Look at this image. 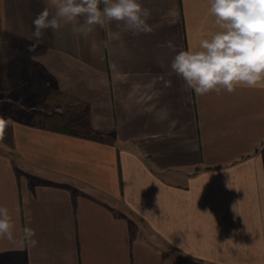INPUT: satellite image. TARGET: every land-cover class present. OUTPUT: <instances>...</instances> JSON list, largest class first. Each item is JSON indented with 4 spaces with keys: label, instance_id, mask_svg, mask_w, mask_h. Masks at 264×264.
Masks as SVG:
<instances>
[{
    "label": "crops",
    "instance_id": "0c3cea01",
    "mask_svg": "<svg viewBox=\"0 0 264 264\" xmlns=\"http://www.w3.org/2000/svg\"><path fill=\"white\" fill-rule=\"evenodd\" d=\"M141 3L150 34L69 23L29 52L45 0H0V33L23 43L0 67V206L15 224L0 264H264V88L186 91L170 63L215 31L207 0ZM41 92L85 123L46 124Z\"/></svg>",
    "mask_w": 264,
    "mask_h": 264
},
{
    "label": "clouds",
    "instance_id": "9594fccd",
    "mask_svg": "<svg viewBox=\"0 0 264 264\" xmlns=\"http://www.w3.org/2000/svg\"><path fill=\"white\" fill-rule=\"evenodd\" d=\"M207 3L215 31L199 40L197 50L177 52L170 63L169 75L181 78L184 89L194 91L197 96L213 91L219 95L222 90L232 94L238 87L264 88V0H207ZM150 17L151 10L141 0H45V7L32 21L35 43L27 50L35 52L45 30L58 31L69 23L84 36L95 26L103 27L113 21L122 32L150 34L153 32L148 23ZM159 46L175 51L171 41ZM166 84L170 86L171 81ZM11 123L10 118L0 117V137ZM14 233L9 209L0 206V239L13 241ZM35 236L34 229L23 228V241L33 247L37 244Z\"/></svg>",
    "mask_w": 264,
    "mask_h": 264
},
{
    "label": "rangeland",
    "instance_id": "374dc122",
    "mask_svg": "<svg viewBox=\"0 0 264 264\" xmlns=\"http://www.w3.org/2000/svg\"><path fill=\"white\" fill-rule=\"evenodd\" d=\"M2 33V32H1ZM0 33V67H3L4 63H14L18 60L19 54L16 53L14 50H10L5 52V47L8 45L12 46V48H16L18 46H23V43L17 42L15 39H6L3 37V35ZM2 47V48H1ZM10 67H8V72L10 70L15 71L14 69L9 70ZM11 73V72H10ZM5 71L0 68V76L2 79V85L5 87V83L7 81V77H5ZM16 79V78H15ZM6 80V81H5ZM9 82V78H8ZM7 91L2 92V94H7L9 97H15V86L12 85V87L8 86L6 87ZM4 91V90H3ZM44 92H41L39 95V100L36 102V105L39 107V112L41 113L42 120L45 121L46 124L51 126L59 125H70L72 128H80L81 123H85V119L83 118V111L79 109H75V104L68 103V101L63 102L62 105H52L55 103V101H58V99L48 98L44 99ZM54 100V101H53ZM78 106V105H76ZM78 108V107H77ZM51 116V118L46 119L45 117ZM58 116V117H56ZM56 122V123H55ZM61 123V124H60Z\"/></svg>",
    "mask_w": 264,
    "mask_h": 264
},
{
    "label": "trees",
    "instance_id": "16d2710c",
    "mask_svg": "<svg viewBox=\"0 0 264 264\" xmlns=\"http://www.w3.org/2000/svg\"><path fill=\"white\" fill-rule=\"evenodd\" d=\"M46 119H49V118H51V116H47V117H45ZM56 123V122H55ZM61 124V123H60ZM57 127H59V128H62V129H64V130H67V131H69V132H76L75 131V129H73L70 125H67V124H65V125H59V124H57L56 125Z\"/></svg>",
    "mask_w": 264,
    "mask_h": 264
}]
</instances>
